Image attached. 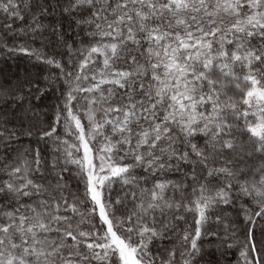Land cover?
I'll use <instances>...</instances> for the list:
<instances>
[{
  "label": "snow or ice",
  "instance_id": "6c2138e0",
  "mask_svg": "<svg viewBox=\"0 0 264 264\" xmlns=\"http://www.w3.org/2000/svg\"><path fill=\"white\" fill-rule=\"evenodd\" d=\"M0 264H264V0H0Z\"/></svg>",
  "mask_w": 264,
  "mask_h": 264
},
{
  "label": "trees",
  "instance_id": "16d2710c",
  "mask_svg": "<svg viewBox=\"0 0 264 264\" xmlns=\"http://www.w3.org/2000/svg\"><path fill=\"white\" fill-rule=\"evenodd\" d=\"M10 63H13L14 61H9Z\"/></svg>",
  "mask_w": 264,
  "mask_h": 264
}]
</instances>
